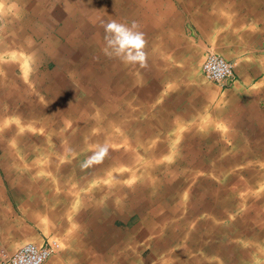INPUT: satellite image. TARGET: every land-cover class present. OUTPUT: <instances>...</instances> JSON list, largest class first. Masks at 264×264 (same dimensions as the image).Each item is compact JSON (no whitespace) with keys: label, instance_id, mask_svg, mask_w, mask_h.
Listing matches in <instances>:
<instances>
[{"label":"rangeland","instance_id":"obj_1","mask_svg":"<svg viewBox=\"0 0 264 264\" xmlns=\"http://www.w3.org/2000/svg\"><path fill=\"white\" fill-rule=\"evenodd\" d=\"M48 1L53 5L51 10L52 17H50L53 24L51 26V28H53L52 32L36 33L31 31V26L28 25V22L32 23L37 19L39 21L40 18H36V16L31 17L28 11L22 13L18 11V15H14L17 11H7V13L9 12V15L6 16V18H8L7 25L9 27H5L4 25L0 27V105L2 106L5 102L4 99H6L4 95L8 90L14 88L19 89L23 86L27 88L29 95L41 97V101L38 104L40 107L49 106L50 104L48 101L54 103L55 100L53 97H55L58 104H63L62 101H66L65 104H68L67 100L61 96L62 94H66L67 86L76 89L77 94H75L74 97L83 100V98L87 96L85 94L83 97L82 89L87 80L92 77L89 68L83 77H81L79 83L73 84L69 65L67 66V63L70 64V61L74 59L69 58L73 50L71 44L75 42L74 35H79V32L74 34L73 29L78 30V25L80 24L79 20L91 18L94 10L97 11V14L103 12L102 10L105 8V5L99 0H95V3L94 0ZM184 1L185 0L148 1L149 6L147 7V12L151 15L153 24L152 26L144 25V29H146V42L151 45L146 51L147 74L143 75L138 66L133 67L134 76L137 78L143 76L142 79L144 80L140 82L133 94L129 97L128 113L131 116L128 117V119H132V123L139 124L144 134H148L149 131H152L150 127L153 128V125H151L150 122L154 123L156 134L152 135L151 139H149L148 135L146 136L148 138V146L151 147L154 142L164 144L167 149L160 152L157 158V161L160 163L159 165L166 166L169 164L173 167V173L177 170L176 174H180V178L178 177L176 179V186L180 188V200L188 204L187 207H183L175 217H166V219L162 221L163 225L172 226L173 217L178 219L182 217L189 219V217H191L187 225L191 227V229L195 226L192 229V231H194L193 235L189 233L187 237V233H182L180 241L173 240L167 247L156 250V247L154 248L155 245L152 244L154 243L153 241L157 233H151L149 236H144L141 239L142 241L134 244L136 246V248H134L136 253L128 251L131 253L129 254L125 252L126 249L122 251L121 248H117V243L125 240V231L135 223H140L141 220L149 215V212H152L153 209L148 208V206L152 207L150 203L165 198V190L170 184H173L169 181V179L174 177L171 171H169L170 174L168 179L163 177L164 173L160 170L155 172V174L150 176V186L148 188L140 189L138 187L133 191L135 193V201L122 197L120 201L125 203V205H113V207H115L114 210L118 211L119 214L106 217V215L103 214L110 213V211L106 209L107 205L99 204L98 207L96 206L97 208L91 207L100 195L92 190H95L96 184L97 186H99L100 183L106 184L109 179L97 177L98 180L92 179L91 181L89 180V184L82 185L70 180V174L64 177L63 171L56 173L51 170L49 173H43L36 170L29 173L31 169L23 166L22 170L24 172L26 170V172L23 173L24 178L21 179H24L23 183H30L31 180L36 182V186L32 187L33 189L27 188V190H25L24 186L21 188L19 187L22 185L18 184L21 180H14V178L19 179L15 174L16 172H14L20 170L19 166L12 162L14 167L7 170L6 159L0 158V264L4 263L6 254L14 252L20 246L28 242L38 243L39 239L41 241L45 239L56 241L57 248L55 252L61 255L60 258L66 262L65 264H100L101 262V264H158V260H161L164 264H238V262L243 259L246 263H248L250 259H254V255L252 257L242 256V258H240L241 256H239V253H241V251L247 254L252 253L251 246L253 245L246 240L243 241L242 236L244 237L248 235V233L254 235L255 220L264 224V173L262 174V172H264V145H237L230 144L227 141H232L230 137L231 133H233L232 130L237 131L238 124L247 126V128L243 127L241 131L246 130L250 134L260 133L257 128H250V126L257 125L259 121L246 120L244 122H237L234 123L236 128L231 131L227 129L224 122L229 120L231 116H237V114L230 112V106H224V103L227 102L225 90L231 86H223L214 80L208 79L203 74L202 62L208 51H214L233 62L235 67H237V65H241V60H239L240 50L227 49L225 44L229 43V41L216 38L213 40L207 39L209 35H205L203 32H208L213 26H201L197 22L205 13H218L221 16H226L228 19H231L235 14H240L238 13L240 11L244 14V9H240L238 6L240 2L243 3L244 0H211L212 5H208L207 7H204L205 3H203V0H201L202 2L200 0H186L189 4L190 1H195V5L198 7V9L190 8V6L185 7L186 10L180 4H184ZM158 3H160L159 7H157ZM198 3L203 5V9ZM74 10L75 12H73ZM95 11L94 13H96ZM197 17L200 18L196 19ZM151 27H153V29H151L152 31L148 29ZM8 28H21L22 30L20 32H13ZM26 29H29V31H26ZM156 29L158 31L155 32ZM217 29H221V27L219 26ZM230 36L232 39L233 36L236 37V34H231ZM227 51L230 53L229 55ZM72 67L76 71L79 66L74 64ZM90 73L91 75L89 76ZM258 85L264 89V81L260 82ZM54 92H56V94ZM74 102H76V99H72L73 104ZM21 103L22 101L20 104ZM189 105L190 107H188ZM261 105L262 106H258L261 109H253L256 110L254 113L253 110H249L248 114L244 113L243 115L254 116L256 118L258 116L261 117V113L264 111V97L262 98ZM66 108H69V106ZM74 114L77 115L76 112H74ZM13 116L15 118H10V120L16 121L17 118L12 113L11 117ZM127 116H124V118ZM71 117H73L72 114ZM164 123L166 125H164ZM4 125L5 124L0 122V130ZM11 125L15 127L17 124ZM34 126L35 123L32 124L30 121L26 123L23 122L22 126L18 127L21 134V139L18 141L9 139L10 137H8V134L2 137L8 144L12 143V148L15 147V160H23L28 163L33 157L43 155V153H39L41 148L38 147L40 143H37V139H33L34 142L31 144L30 139L35 129ZM45 127L46 125H43L41 128ZM60 129H58L59 132ZM46 130H51L50 126L46 127ZM224 130L226 131L225 136L221 134ZM207 132L212 135L211 138H205ZM136 134L137 132H131L128 139ZM208 139L217 140L218 144L210 143L212 140L209 142ZM222 140L226 142L222 143ZM49 141H52L54 146H61V142L56 136L50 138ZM46 142L47 141H45V143ZM181 144L183 146H180ZM130 145H134V143ZM133 147L136 146L134 145ZM193 148L194 151H192ZM92 149L95 150L94 147ZM31 150L38 154L31 155ZM232 150H235L233 154L243 157L244 160H240L239 164H237V162L231 164L228 160V162H225L224 157L231 156L230 153ZM194 157L197 159H204L206 162L202 166L193 165L190 163V160ZM261 157L263 159H261ZM209 163L213 164L210 165ZM132 167L133 166H127L124 170L128 172ZM218 168H221L220 170L222 171ZM241 172L245 174L244 176H240L241 182L242 184L244 183L243 185L245 187L239 188L238 185L228 186L226 183L227 181L228 183H234L235 180H230L229 175L232 174L235 176L236 174V176H239L237 173ZM124 179V181H126L131 178L125 177ZM160 179L163 181V184L156 186L152 183ZM106 180L108 181L106 182ZM43 183L46 184L42 185ZM75 184L78 185L76 186ZM131 186L132 184L126 185L130 193ZM226 188L229 189L230 192L233 189H237V193H240H236L237 200H241L242 197L247 201L249 198L246 196H257L254 200L255 202H251V205H257V203H259V209L255 211L256 213L259 212L257 218L251 216L253 220L249 218L246 221H242L243 202L239 204L241 206L237 204V201L234 203L235 205L227 201L229 207L221 205L220 199L223 195L226 196V198L228 197L225 193L227 190ZM143 190L144 194H141ZM27 193L29 194L27 195ZM153 193L155 194L152 195ZM242 193L244 195H241ZM37 195L42 197L43 203H41L39 207L33 206L31 217L25 215L22 209V204L24 202L21 201H29L31 197H36ZM54 196L59 199L56 203L52 199ZM252 196L251 198H253ZM259 198H261L262 205L259 202ZM123 199H125V201H123ZM131 203L137 205V209L133 208L132 211ZM163 203L164 202L154 204L153 206L161 208L160 205H163ZM84 205L88 206L89 209H87L90 213L84 212ZM142 206L144 207L143 213L139 210H143ZM30 212L29 209V213ZM251 213L253 215L254 211H251ZM144 214L147 215L143 217L142 215ZM104 218H108L109 220H107V222H110L111 226L116 228L112 235L114 238L112 241L111 237L105 239L110 236L107 234L109 233L107 229H105V231L101 229V227L107 223L102 222ZM86 221L90 222V224ZM92 221L98 224L92 223ZM170 231L176 232L178 230H174V227H172ZM190 237H193V241L191 242H194L191 252L189 250L188 254H176L177 248L184 246V243ZM213 241H216V244ZM113 242L116 248L109 254L110 249L108 248ZM222 244L224 249L221 247ZM104 246L109 247L107 248ZM190 246L191 243L189 247ZM207 247L210 249L214 247V250L212 249L213 251H210ZM232 248H234V250H231ZM222 250H227V253ZM155 252L158 253L159 257H154ZM230 252L233 254H230ZM149 254L153 256L151 260L148 259ZM186 256H189L190 259ZM132 257L133 259H131Z\"/></svg>","mask_w":264,"mask_h":264},{"label":"bare ground","instance_id":"obj_2","mask_svg":"<svg viewBox=\"0 0 264 264\" xmlns=\"http://www.w3.org/2000/svg\"><path fill=\"white\" fill-rule=\"evenodd\" d=\"M99 1L103 2V5H105V8L102 10L103 12L97 14V11L94 10L96 13H94V11H93L92 15L90 14L91 18L86 17L88 19L79 20L80 24L78 25V30L73 29L74 34L76 32H79V35L78 36L74 35L75 36V40H74L75 42L73 44H71L73 50L71 51V55L69 58H74V59L70 61V64L67 63V66L69 65L71 81L73 84L79 83L81 77H83V75L87 72L88 68H89L90 72L92 73V77L89 80H87L84 88L82 89L83 97L85 96V94L87 95L85 98H83L84 101L79 99V98L74 97V95L77 94L76 89L70 88L68 86L66 87L67 88L66 94L61 95L62 97H64L65 100H67L68 104H65L66 101L65 102L62 101L63 104H58L55 97H53L55 102L53 103L51 101H48L50 105L46 106V107H40L38 104L41 101V97L35 96V95L33 96L31 94L29 95L27 92L28 90L25 86H23L19 89L14 88V89L8 90L4 95V97L6 99H4L5 102H4L3 106L0 105V122L5 124L0 130V158L6 159V169L7 170H10L14 167L12 162L19 166L20 170L14 171V172H16L15 174L17 175V178H19V179L14 178V180H16V181H19L22 178H24L23 173H25L26 170H25V172L22 170L23 166H26L27 168L31 169L29 171V173L36 171V170L39 172H43V173H46V172L49 173V171H51V170L53 172L55 171L56 173L63 171L64 177H66V175L70 174V177H71L70 180L74 181L75 183L77 182L79 184H82V185L89 184L90 183L89 180L91 181L92 179L98 180L97 177L109 179V181L106 180V182L108 181L106 184L100 183L99 186H97V184H96L95 190H92V191H94L95 193H97L98 195L100 194V195H99V198L96 199V201H94L93 206H91V207H96V206L98 207L99 204L107 205L106 209L109 210L110 213L109 214H106V213L103 214V215H106V217H107L109 215L112 216L113 214H116V215L119 214L118 211L114 210L115 207H113V205L114 206L116 204L125 205V203H122L120 201L122 197L129 199V200H132V201H135V196H134L135 193L133 191L138 187L140 189L148 188L150 186L149 180H150L151 175L155 174V172H158L160 170L162 173H164L163 177L168 179L169 174H170L169 171H171V173H173L172 172L173 167L169 164L166 166H164V165L161 166V165H159L160 163L157 161V158L160 155V152L165 151L167 149L164 144L159 143V142H158L159 143L158 144L157 142L156 143L154 142V143H152L151 147L148 146V142H147L148 138L146 136L148 135L149 139H151V136L156 134V131L154 130L155 129L154 123L150 122L151 125H153V128L150 127V129L152 131H149L148 134H144L142 132V130L140 128L141 126L139 124L132 123L131 122L132 119L131 120L128 119V117L131 116L128 113L129 97L133 94L134 90L138 87L140 82L142 80H144V79H142L143 76L140 78L139 77L137 78L134 76L133 67L138 66L140 68L141 72L143 73V75L147 74V68L141 67L139 64H137V65L124 64L119 59L109 58L103 52V48L105 46V40H104L105 34H104L103 27H101V23L104 21H107L109 19H116L120 22L128 23V24H131L133 21L138 22L139 30L144 33L145 40H147L146 34H145L146 29H144V27H145L144 25L146 24V25L152 26V24H153L152 17L147 12V7L149 6L148 5L149 0L148 1L147 0H99ZM94 3H95V0H94ZM159 6H160V3L157 4V7H159ZM202 9H203V7H202ZM75 10L73 12H75ZM185 10H186V8H185ZM204 10H205V8H204ZM194 16H195V14H194ZM146 18H147V20H146ZM70 22H72V21H70ZM173 22H172V24H173ZM181 22H183V21H181ZM179 23H180V21H179ZM182 25H183V23H182ZM164 27H165V25H164ZM148 29L151 30V29H153V27L148 28ZM156 31H158V30L156 29L155 32ZM22 46H23V44H22ZM150 46L151 45L147 44V42H146L145 52L148 50V47H150ZM165 50H166V48H165ZM28 52H29V50H28ZM163 53H165V52H163ZM155 61H157V60H155ZM74 64L79 66L76 71L72 67ZM85 65H87V66H85ZM91 73L89 74V76L91 75ZM69 86H74V85H69ZM58 89H57V92H58ZM54 93L56 94V92H54ZM72 99H76V102H74V104L72 103ZM18 101H19V104H18ZM21 101H22V103L20 104ZM68 106H69V108H66ZM188 107H190V105ZM173 108H175V107H173ZM191 109H192V107H191ZM74 112H76L77 115H75ZM12 113L16 116V118H17L16 121L10 120V118H15L14 116L11 117ZM71 114L73 117H71ZM124 116H127V117L124 118ZM168 118H169V115H168ZM136 120H134V121H136ZM169 120H170V118H169ZM27 121L32 122V124L35 123V126H34L35 129L33 130V134L31 135V139H30L31 144H32V142H34L33 139H37V143L38 144L40 143L38 147L41 148L39 153H43V155H39L37 157H33L32 159H30V161H28V163H27V161H23V160H17V159L15 160V147L12 148V143L8 144L6 140L2 139V137L7 135V134H8V137H10L9 139H11L13 141H18L19 139H21V134L18 130V127L19 126L21 127L23 122L26 123ZM11 124H17V125L15 127H13V125H11ZM43 125H46V127L50 126L51 130H49V131L46 130V127L41 128ZM164 125H166V124L164 123ZM60 128H62V129H60ZM58 129H60V132ZM131 132H137V134L133 135V137H130V139H128L129 134ZM200 135H201V133H200ZM53 136H56L57 138H59V140L61 142V146H54L52 141L51 142L49 141L50 138H53ZM211 137H212V135L207 134V133L205 134L206 139L211 138ZM210 140H212V142H210ZM210 140L208 139V141L210 143L218 144L217 142H214L213 139H210ZM45 141H47V142L45 143ZM196 141H198V140H196ZM132 143H134V145L136 147H133L134 145H130ZM41 144H43V145H41ZM104 145H107V148H108L107 153L105 155H103L102 157H97L95 160H93V162L88 164L87 167H83L84 163L86 161H88L89 158L94 157L96 155V153L99 151V148L101 146H104ZM180 146H183V145L181 144ZM93 147L95 148V150L92 149ZM202 149H203V147H202ZM192 151H194V148ZM234 151L235 150H232V152L230 153L231 158L230 157H224L225 162H228V161L230 163L239 162V156H237L236 154H233V153H235ZM259 153H261V152H259ZM35 154H38V153L32 152V150H31V155H35ZM42 157H43V159H42ZM219 159H221V158H219ZM219 159H218V161H219ZM205 162L206 161L204 159H197L195 157L190 160V163L193 165H196V166H202ZM212 162H214V161H212ZM209 164L211 165L213 163H209ZM127 166H133V167H132V169L128 170V172H127V170H124V168L125 167L127 168ZM27 168H25V169H27ZM150 168H152V169H150ZM223 170H224V168H223ZM220 171H222V170H220ZM260 171H262V170H260ZM242 172L237 173V174H239V176H236V174H235V176H233L232 174L229 175L230 180H233V179H235V180H234V183H228V181H227L226 182L227 185L228 186H237L238 185L239 188H244L245 186L243 185L244 183L242 184L240 176H244L245 174ZM176 173H177V170H175V172L173 173L174 174L173 175L174 179L172 178L173 180L169 179V181H171V183H173V184H170V186H168L167 189L165 190V192H166L165 198H163V200L159 199L157 202L152 201L153 203H150V204H152V207L148 206V208H150V209L152 208L153 209L152 212L151 213L149 212L148 213L149 215L146 214L147 216L145 214L142 215L143 217L146 216V218L141 220L140 223L139 222L135 223L127 231H125V237L123 236L125 240L123 239L124 241H120L118 243L116 242L117 248H121L122 251H125L124 249H126L125 252L133 251L134 253H136V250H134V248H136V246L134 244L139 242V241H142L141 239L144 236H149L151 233H157L156 237L154 238L155 240L153 241L154 243L152 244V245H155L154 248L156 247V250H158L162 247H167V245L170 244V242L173 240L174 241L175 240L180 241L182 233H187V237L189 236V233L190 234L192 233L191 235H193L194 231H192V229L195 226L192 227V229H191V227H189L187 225L189 222V219H191V217H189V219H186V217H182L181 219L174 218L176 216V214H178L182 210L183 207H187V204H188V203L186 204L185 202H182L180 200V197H181L180 188H178L176 186V179L178 177L180 178V174L178 173V175H177ZM263 173L264 172H262V174ZM251 174H253V173H251ZM259 174H261V173H259ZM222 175H223V173H222ZM125 177L131 178V179L124 181ZM112 178H115V179H112ZM117 178H118V180H117ZM246 180H247V178H246ZM23 182H24V179L21 180L18 184H22L19 187L21 188L22 186H24L25 190H27V188L33 189L32 187L36 186V182L35 181L33 182L32 180L30 183H27V182L23 183ZM254 182H255V180H254ZM152 183L155 184L156 186H158L160 184H163V181L160 179V180L153 181ZM44 184H46V183H43L42 185H44ZM93 184H94V182H93ZM131 184H132V186H131V193H130L127 190L126 185H131ZM239 188H238V190H239ZM262 188H263V186H262ZM237 192H238L237 189H233V190H231V192L229 191V189H227L225 191V193L228 195V197L226 198V196L223 195V197L220 199L221 205L228 206L229 203L235 205L234 203L236 201L238 202L237 204L239 205L240 203L243 202L242 205L244 206V208L242 211L243 212L242 216L245 218H249V217L252 218L251 217V211H256L259 209V203H257V205H251L252 204L251 202L254 201L257 196L256 197L255 196L253 197L252 195L246 196L247 198H249L247 201L245 198H242V197H241V200H237L236 196H237V194H240ZM257 193H258V190H257ZM28 194L29 193H27V195ZM141 194H144V190L141 192ZM154 194L155 193H153L152 195H154ZM198 195H199V193H198ZM241 195H244V194L242 193ZM178 196H179V199H178ZM238 196H240V195H238ZM251 196L253 198H251ZM41 198L42 197L40 195H37L36 197H31L29 199V201L22 200L21 202H24L22 204V206H23L22 209H23L24 214L27 216H30L32 214L33 206L34 207L41 206V203H43L42 202L43 199H41ZM52 199L55 201V203L59 201V199L55 198V196ZM46 200H47V198H46ZM123 201H125V199H123ZM227 201L229 203H227ZM162 202H164V203H163V205H160L161 208H157V207L153 206L154 204H160ZM216 202H217V200H216ZM259 202L261 203V198H259ZM133 205L134 204L131 203V207H132L131 210L132 211H133V208L137 209V207H136L137 205H134V206ZM261 205H262V203H261ZM126 206H127V204H126ZM215 206H214V208H215ZM239 206H241V205H239ZM87 208H88V206L86 205L85 210H84L85 213L89 212L88 211L89 208L88 209ZM142 208H143V210L139 209L141 213L144 212V207L142 206ZM29 209L31 211L30 213H29ZM92 209H94V208H92ZM206 209H208V208H206ZM240 212H241V210H240ZM129 214H130V212H129ZM170 216H174L172 218V222H173L172 224L173 225L172 226L171 225H169V226L163 225L162 221L165 220L166 217H170ZM108 218H104L102 220V222L103 223L107 222V220H109ZM252 220H253V218H252ZM87 223L90 224V222H87ZM92 223L98 224L97 222H93V221H92ZM164 224H166V223H164ZM172 227H174V230H178V231L171 232L170 230ZM259 228H261V227H259ZM101 229H103L104 231H105V229H107V231L109 232V233H107V232L106 233L109 234L110 236H108L106 234L108 237H106L105 239H109L110 237H111V241L114 239L112 235H113V232L115 231L116 228L111 226L110 222H107L103 227H101ZM119 235H120V233H119ZM233 239H234V237H233ZM191 241H193V237L188 238L186 240V242L184 243V246L178 247L179 249L177 248L176 254H178V255H180L181 253L183 255L188 254L189 250L191 252V250L193 249L192 246L194 245V242L192 243ZM217 241H219V240H217ZM232 242H233V240H232ZM258 242L256 244H258ZM113 243L111 244V246L109 244V246H110V247L108 246L109 248L107 246H104V247H107L108 249H110L109 254H111V252L114 251V248H116L115 243L114 244ZM188 243H189V245L191 243L190 247H189ZM221 243H223V242H221ZM261 245H263V244H261ZM104 247H102V248H104ZM215 247H216V245H215ZM221 247H223V244ZM261 247L263 248V246H261ZM207 248H209V247H207ZM212 249H210V251ZM223 249H224V247H223ZM205 250H207V249H205ZM231 250H234V248H232ZM101 251H103V250H101ZM222 251L224 252L225 250H222ZM237 251H239V250H237ZM225 252L227 253V250ZM129 254H131V253H129ZM230 254H233V253L230 252ZM226 255H228V254H226ZM103 256H105V255H103ZM133 257L131 259H133ZM151 257H153L152 254H149L148 259L151 260ZM154 257L155 258L159 257L157 252H155ZM250 257H252V255ZM224 258H226V257H224ZM229 258H231V257H229ZM189 259H190V257H189ZM182 260H180V261H182ZM200 261H202V260H200ZM110 263H111V260H110ZM157 263L158 264H164V262H161V260H158ZM167 264H172V263H167Z\"/></svg>","mask_w":264,"mask_h":264},{"label":"crops","instance_id":"obj_3","mask_svg":"<svg viewBox=\"0 0 264 264\" xmlns=\"http://www.w3.org/2000/svg\"><path fill=\"white\" fill-rule=\"evenodd\" d=\"M51 1V0H50ZM205 3L204 7H207L208 5H212L211 0H203ZM31 2V3H30ZM180 3L183 8L189 7L190 8H196L195 1ZM202 2V1H201ZM238 6L240 9H244V14L240 12V14H235L232 16L231 19L226 18V16H221L220 14H204V16L198 20L197 22L201 25H212L213 28H211L208 32L205 31L203 34L209 35L210 40L213 39H220V40H226L229 41V43L225 44L227 49H239L240 50V64L235 67L236 70V79L234 83L231 85L230 88L225 90V96L227 102L224 103V106L227 105L230 106V112L237 114V116H231V118L224 122L227 129L231 131L232 129L236 128L234 123L237 122H244L246 120L250 121H259L257 125L250 126V128H257L260 133H248L246 130L241 129L243 127V124L237 125V131H233L231 133L232 141H227L230 144H259L264 145V111L261 113V117H254V116H244L243 114L249 113V110L253 109H261L258 106H262V98L264 97V89L259 87V83L264 81V56H263V50H264V0H244L243 3L240 2ZM33 5V6H32ZM195 5V6H194ZM201 8L203 5L201 3L198 4ZM53 8V5L48 0H0V27L4 25L5 27H9L7 25L8 18L6 16L9 15V12L7 11H17L14 15H18V11L20 13L28 11L31 15V17L40 18L31 22H28V25L31 26V31L36 33H47L52 32L53 28H51L52 24V17L51 10ZM198 9V7H197ZM203 15V13H202ZM201 15V16H202ZM200 17H197L196 19H199ZM31 21V20H30ZM31 23V24H30ZM221 27V29H217L218 27ZM22 27V26H20ZM11 29L13 32H20L21 28H8ZM13 29V30H12ZM10 31V30H9ZM26 31H29V29H26ZM235 35L231 39L230 35ZM234 38V39H233ZM206 39V37H205ZM204 39V40H205ZM228 52V51H227ZM230 53L228 52V55ZM227 55V54H226ZM255 106V107H253ZM258 107V108H256ZM253 110V113L256 111ZM261 111V110H260ZM207 134H210L207 132ZM219 134V133H218ZM222 135L225 136L226 131L224 130ZM219 134V135H221ZM214 142L218 141L213 140ZM226 142L225 140H222V143ZM264 155V154H263ZM231 158V156H228ZM264 157V156H263ZM258 158V157H257ZM261 159H263L261 157ZM240 160H244L243 157L239 156V162ZM237 162V164H239ZM235 164V163H231ZM259 214L254 211V214L251 216L257 217ZM250 218V217H249ZM249 218L243 217L242 221H246ZM255 220L254 223V235H250L251 233H248V235L242 236V240H246L250 242L252 253L247 254L246 252L242 254L239 253L240 258L242 256H253L254 259L249 260L248 263L244 262V259L239 261L238 264H264V224L263 223H256ZM261 228H259V227ZM246 233V232H244ZM253 240H252V239ZM257 239V240H256ZM258 244H256L257 242ZM38 243H43L46 241L38 240ZM254 241V242H253ZM254 243V244H253ZM263 244V245H261ZM263 246V248L261 247ZM261 247V248H260ZM260 248V249H259ZM256 249V250H255ZM262 250V251H261ZM254 251V252H253ZM256 253V254H255ZM262 253V254H261ZM49 258L44 264H65L61 258L60 254H56ZM256 258V259H255ZM261 260H260V259ZM94 261V260H92ZM255 261V262H254ZM102 263V262H101Z\"/></svg>","mask_w":264,"mask_h":264},{"label":"clouds","instance_id":"obj_4","mask_svg":"<svg viewBox=\"0 0 264 264\" xmlns=\"http://www.w3.org/2000/svg\"><path fill=\"white\" fill-rule=\"evenodd\" d=\"M101 27H103L105 34L103 52L106 56L119 59L127 65L147 66L146 40L144 33L139 30L138 22L133 21L128 24L116 19H109L102 22ZM107 151V145L101 146L96 155L89 158L83 167H87L97 157L105 155Z\"/></svg>","mask_w":264,"mask_h":264},{"label":"built area","instance_id":"obj_5","mask_svg":"<svg viewBox=\"0 0 264 264\" xmlns=\"http://www.w3.org/2000/svg\"><path fill=\"white\" fill-rule=\"evenodd\" d=\"M203 74L223 86H231L236 79L235 65L221 54L208 51L202 62ZM57 242H28L4 257L3 264H44L56 251Z\"/></svg>","mask_w":264,"mask_h":264}]
</instances>
